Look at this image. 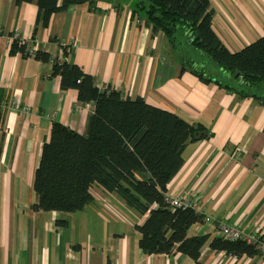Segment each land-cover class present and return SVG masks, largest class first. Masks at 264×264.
Instances as JSON below:
<instances>
[{"label":"crops","instance_id":"1","mask_svg":"<svg viewBox=\"0 0 264 264\" xmlns=\"http://www.w3.org/2000/svg\"><path fill=\"white\" fill-rule=\"evenodd\" d=\"M62 0H59L61 3ZM141 0H96L51 15L33 40L36 0H0V264H197L183 252L148 254L139 246L138 225L148 213L130 208L116 193L95 183L93 199L74 211L35 210V170L52 122L88 133L95 103H82L78 90L63 88L52 65L11 53V37L43 48L92 74L98 88L125 97L142 96L210 132L183 150V164L168 182L167 195L190 197L214 219L196 222L188 237L208 234L202 264H264L254 256L210 248L226 221L248 234L264 235V101L203 81L170 54L162 31L154 32ZM213 29L238 51L264 35V0H210ZM207 73L232 83L208 59ZM205 72V73H206ZM240 82V81H239ZM4 116V117H2ZM65 220V223H60Z\"/></svg>","mask_w":264,"mask_h":264},{"label":"trees","instance_id":"2","mask_svg":"<svg viewBox=\"0 0 264 264\" xmlns=\"http://www.w3.org/2000/svg\"><path fill=\"white\" fill-rule=\"evenodd\" d=\"M36 3L33 40L38 28L49 24L53 13L74 4L88 3L93 10L97 7L96 0ZM135 11H144L153 31L164 33L170 54L183 70L264 101V35L232 52L213 29L215 12L210 0H141ZM9 49L11 53L21 52L25 57L51 63L52 76L60 77L63 88H76L80 102L95 103L87 134L52 122L50 140L43 144L35 170L36 201L32 207L67 212L81 209L93 199L90 187L97 183L116 193L130 208L148 213L144 223L138 225L139 246L146 253L183 252L202 264L201 248L210 235L188 237L187 231L205 215L192 207H171L167 190L168 182L183 164L186 145L207 138L209 130L201 123L187 122L168 109L148 103L142 96L131 99L112 87L100 89L94 76L80 65L54 57L43 48L32 50L20 37L10 38ZM63 50L66 54L67 48ZM206 59L219 71L231 74L234 83L207 73L201 67ZM261 242L262 234H257L255 243L216 235L209 245L228 255L254 256L263 253Z\"/></svg>","mask_w":264,"mask_h":264},{"label":"built area","instance_id":"3","mask_svg":"<svg viewBox=\"0 0 264 264\" xmlns=\"http://www.w3.org/2000/svg\"><path fill=\"white\" fill-rule=\"evenodd\" d=\"M2 33V28L0 27V34ZM16 37H20L16 35ZM13 38V37H11ZM62 48L67 47L66 42L61 43ZM33 50V49H32ZM168 201L171 204V207H192L196 210H199V203L191 199L190 197H184L181 195H168L167 196ZM214 219L213 217L205 215V220ZM218 228L220 231V235H222L224 238L230 239V240H244L248 243H255L257 241V235L248 234L243 230H240L236 228L234 225H230L226 221H220L218 223ZM261 249L264 251V242L260 243Z\"/></svg>","mask_w":264,"mask_h":264},{"label":"rangeland","instance_id":"4","mask_svg":"<svg viewBox=\"0 0 264 264\" xmlns=\"http://www.w3.org/2000/svg\"><path fill=\"white\" fill-rule=\"evenodd\" d=\"M67 46H68V45H67ZM66 48H67V47H66ZM64 55H65V54L63 53L62 56L60 57V59L65 58ZM206 60H207V59H206Z\"/></svg>","mask_w":264,"mask_h":264},{"label":"water","instance_id":"5","mask_svg":"<svg viewBox=\"0 0 264 264\" xmlns=\"http://www.w3.org/2000/svg\"><path fill=\"white\" fill-rule=\"evenodd\" d=\"M237 76V75H236Z\"/></svg>","mask_w":264,"mask_h":264}]
</instances>
